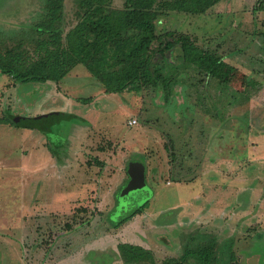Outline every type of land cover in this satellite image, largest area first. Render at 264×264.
I'll use <instances>...</instances> for the list:
<instances>
[{
    "label": "rangeland",
    "instance_id": "374dc122",
    "mask_svg": "<svg viewBox=\"0 0 264 264\" xmlns=\"http://www.w3.org/2000/svg\"><path fill=\"white\" fill-rule=\"evenodd\" d=\"M44 1L0 0V49L32 27ZM75 12L67 0L64 35ZM155 33L152 66L170 81L168 100L156 88L104 94L83 67L38 91L0 74V118L9 108L23 114L24 97L41 89L62 110L51 113L87 119L63 122L60 156L43 148L30 161L45 168L27 173L30 143L19 133L33 131L0 124V264H204L200 254L207 264H264V0L166 12ZM86 97L96 114L76 101ZM208 131L223 132L206 139ZM134 162L145 187L120 197ZM145 202L118 228L110 223ZM119 245L150 258L125 263Z\"/></svg>",
    "mask_w": 264,
    "mask_h": 264
},
{
    "label": "trees",
    "instance_id": "16d2710c",
    "mask_svg": "<svg viewBox=\"0 0 264 264\" xmlns=\"http://www.w3.org/2000/svg\"><path fill=\"white\" fill-rule=\"evenodd\" d=\"M75 1L77 21L65 35V0H45L32 27L14 35L17 37L12 42L14 45L0 49V74L9 79L12 87L58 84L73 68L81 65L102 86L105 94H137L156 88L162 90L168 100L172 94L170 81L152 66V46L159 39L155 22L166 12L205 15L223 0H122L120 9L113 6L115 0ZM186 58L183 52L181 60ZM76 101L88 105L92 99L77 98ZM6 114L7 117L0 118V124L39 130L49 143L55 142L50 128L53 123L62 119L79 120L72 114L51 113L46 118L26 117L31 118L29 123L18 124L13 122L10 109ZM47 148L56 154L54 144ZM147 207L148 202H145L128 216L119 220L110 216L109 221L118 228ZM117 248L125 263L150 258L147 251L138 248L135 252L130 250L133 247L119 245ZM199 258L204 264L209 263L207 254H200Z\"/></svg>",
    "mask_w": 264,
    "mask_h": 264
},
{
    "label": "crops",
    "instance_id": "0c3cea01",
    "mask_svg": "<svg viewBox=\"0 0 264 264\" xmlns=\"http://www.w3.org/2000/svg\"><path fill=\"white\" fill-rule=\"evenodd\" d=\"M66 1L67 0H65V3H66ZM118 2L115 3V1H113V6H115V8H117V9H120L122 7L123 1L121 0L119 3ZM80 67H83V66L78 65L75 68H73L67 74V76H65V78H63L58 84H53V83H46V84H42V85L41 84H28V85H19V87L20 86H23V87L26 88V86L29 87V86H32V85H37L38 86L37 91H38V89L41 88V87H45L44 89H46L47 85L53 84L54 86H57V87L60 88L62 86V84L64 85V84H68V83L72 82V79L69 82H67V80L74 74V72L76 70L81 69ZM84 69H81V70L84 71ZM86 72L84 71V73H86ZM86 75L88 77L91 76L88 72L86 73ZM90 78L96 84V86H97V89L96 90L104 93V90H103L102 86L93 77H90ZM35 90L36 89H34V92H35ZM37 91L35 92L36 94H34L35 95L34 97H32V90L29 91V95H27V97L26 96L24 97V112H23V114L22 113L21 114H16V113H14L12 111V109L10 110V111H12L14 117H24V118H26V117H36V116H40V115H46L47 113L56 112L57 110L62 111L61 109H57V108H54L52 106L49 107L48 106V101H47L48 100V98H47L48 94L45 91H42L41 89L39 91V94H37ZM107 95H109V94H107ZM63 98H64L63 99L64 101H62V103H64L65 106L66 105L71 106L70 103L73 100L71 98H69V99H66L65 97H63ZM95 106L96 105H95L94 102H91L90 104H88V107L91 108L88 111L90 113H92V111H93V113L96 114L95 113ZM71 107L78 108L76 105H74V103H73V105ZM61 114H72L77 119H79L78 121L77 120H75V121H77V122H79L81 124H84L86 122V120H87L84 117H80L79 115H76V114H73V113H64V112H61ZM63 122L64 123H66V122L71 123L72 121H68V120L62 119V120H58L55 123H53V126L51 125V134L56 137L55 143H53V142L49 143V140H48L47 136L43 132H41L39 130H36L35 129V130H32L33 132H28V133L23 132V131H19V132H23V133H19V134H23V136H25L26 138H28V143H30V144L27 145L28 146V149H29L30 155L27 158V160L24 162V166H25L24 168L26 170L25 171L26 173L28 172V170H30L31 168H34V167H39V171H41L43 167L45 168V163H43L41 161L42 159L40 160V162H42L41 164H39L40 163L39 160L36 159V161L38 163L37 164H32V165H31V161L30 160L33 159L32 156H35L36 157L37 155H39L40 152H43L44 151L43 148H45L48 152H50L51 149L49 150L47 148L49 144H52V145L54 144V146L57 147V148H55V151H56V154L58 156H60V151H63L64 150L62 146H64L66 144V142H67L66 141L67 140L66 133L61 132L62 129H63V127H64L63 126ZM57 123L60 125V127L55 128L56 127L55 125ZM68 126H69V124H68ZM4 132H9L11 134L18 133L16 131H4ZM220 132L222 133L223 131H219V132L218 131H208V133L206 134L205 138L206 139H212V137H215L217 135V133H220ZM217 141H218V138H217ZM53 150H54V148H53ZM45 155H46V152H45ZM43 161H44V159H43ZM36 169H38V168H36ZM29 173L31 174L30 171H29ZM44 178H46V177H44ZM39 180H40L39 183L42 182L44 184L45 181L43 180L44 181L43 182L42 181V178L39 179ZM198 192L199 191L197 190V193ZM197 195H199V193Z\"/></svg>",
    "mask_w": 264,
    "mask_h": 264
},
{
    "label": "water",
    "instance_id": "95a60500",
    "mask_svg": "<svg viewBox=\"0 0 264 264\" xmlns=\"http://www.w3.org/2000/svg\"><path fill=\"white\" fill-rule=\"evenodd\" d=\"M48 115L49 114L40 115L38 118H46ZM12 120L14 123L27 124L30 122L31 118L13 117ZM139 164L140 163L134 162L128 165L127 175L130 180L125 189L122 190L120 197L127 196L136 191H141L145 187L143 169Z\"/></svg>",
    "mask_w": 264,
    "mask_h": 264
},
{
    "label": "built area",
    "instance_id": "2783aa9c",
    "mask_svg": "<svg viewBox=\"0 0 264 264\" xmlns=\"http://www.w3.org/2000/svg\"><path fill=\"white\" fill-rule=\"evenodd\" d=\"M130 124H131V125H135V124H136V121L133 120V121L130 122Z\"/></svg>",
    "mask_w": 264,
    "mask_h": 264
}]
</instances>
